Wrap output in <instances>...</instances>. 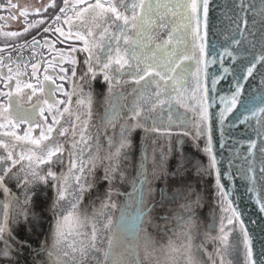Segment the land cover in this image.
<instances>
[{
    "label": "snow or ice",
    "instance_id": "6c2138e0",
    "mask_svg": "<svg viewBox=\"0 0 264 264\" xmlns=\"http://www.w3.org/2000/svg\"><path fill=\"white\" fill-rule=\"evenodd\" d=\"M8 2L11 7H18L16 4H11V0H8ZM210 2L211 0H105L102 3L101 0H95L94 3H89V0H74L70 9L69 0H63V6L59 8L60 14L55 15L53 23L61 21V14L71 10L73 15L63 18V24L68 26V30L65 31L60 26L54 29L51 26L43 29L45 33L54 31L59 34V37L66 40L75 39L83 42L80 51L87 53V59L84 61L87 65V72L80 77L81 80L89 74H91L92 79L97 75L93 67L94 60L99 65V71L103 73L104 81L109 83V92L112 91L114 76H123L127 73L136 85H141V81L144 82L139 90L133 89V93L138 94L134 95L132 106L126 115V121H131V123L126 122L120 125L117 140H113L111 136L107 137L110 151L105 159L108 161L109 166L105 168L103 179L109 181L110 185L117 179L122 180L124 178L120 161L126 159L130 154L132 131L136 128H143L146 132H159L160 129L157 127H147L148 123L155 125L161 119L158 115L154 120L153 113L159 111L162 114L165 108L171 109L172 105L176 104L184 108L186 112L192 113V117L195 119L190 117L185 123H193L196 126L197 136L204 134L205 129L207 130L208 146L204 148V151L211 157L209 168L216 169V183L223 189V185L220 184V170L216 168L217 159L211 147V116L208 112L209 105L206 103L209 89L207 84L203 83L200 78L202 70L199 65L201 60H196L198 67L195 73L190 72L189 68L185 66V61L194 60L197 52L201 53L202 57L208 55L207 37ZM241 3H243V0H241ZM261 5L262 12H264V0H261ZM78 6L80 7L77 11ZM0 7H3V5H0ZM56 7L55 0H50L49 4L43 8H36L34 13L31 14L40 15L47 12L49 8L56 9ZM21 15L25 17L24 22L26 24L22 31H2L0 29V35L5 38L20 37L45 23L44 19L29 22L27 17L30 13L27 8L21 11ZM11 18L16 19L15 16ZM0 19H3V17H0ZM244 23L246 24L247 21H244ZM113 26H115V31H111ZM73 28L76 29L75 32H73ZM165 35L166 39L163 38ZM56 42L63 41H51L45 38L41 42L33 37L30 42L26 41L25 44L20 45L21 49L25 46L31 48L33 58L40 57L36 60V63L30 64L31 77L37 80L35 85L25 83L21 87L20 78L28 77L26 72L21 71L20 57L17 58V61H12L11 53L8 54L7 59L11 63H16V68L13 69L11 66L5 65V57L0 56V68L7 67V74L0 72V78L8 81L9 84L13 80L15 81L14 90L0 92V96L7 97V103H0V128L10 126L15 129L20 124H27L28 131L23 136L17 135L15 131L5 132L3 135L12 138L13 146L20 141H26L33 146L27 154L22 151L19 153L18 158L14 159L12 150L9 149V143L0 139V148L7 150L6 155H0V164L11 161L7 167L0 168V189L5 193L10 192L5 184L6 178L21 181L24 185L32 182L47 184L49 178L62 180L56 189L55 204L63 201L62 211L66 210V212L56 222L52 245L55 251L44 249L49 258V264H87L88 261H92L93 264H159V261L153 262V256L156 253L170 258L165 264H202L201 261L196 259V254L201 253L207 256L211 264H216V261L212 260L213 254L208 253L203 244L196 245L193 242L189 226L193 223L194 213L190 206H183L186 208L187 219L182 215L175 217L178 226L185 229L180 233L183 236V242L179 245L176 241L169 239L167 245L157 247L156 238L144 227V218L149 216L152 210L151 207H144L145 197L152 191L151 182L148 178L149 164L151 163L152 174L156 175L157 166L162 169L167 162L163 153H153L150 157L147 147L144 148L142 156L138 160L137 175L134 181L135 191L139 194L140 209L135 217L128 221L124 219L122 213L121 228L123 232L121 235L117 236L114 232L112 236L108 237L106 247H98V244L104 243L101 233L110 229L113 224L111 217L107 216V210L115 208L117 205L112 202V193L109 190L107 199L101 202L100 210L94 212L92 217L81 215L77 211L84 200L85 193L91 191L92 188V185L86 182L85 168L87 166L89 170H92L96 167L91 156L95 149L88 143L93 137L86 136L89 121L92 117L91 99L89 94L87 119L82 122L80 131L77 133V123L75 122H81V114L71 111V97L75 93L74 91L66 92L62 83H56L57 79L60 81L68 79L66 75H59L55 70L57 58H59L60 64H63L68 58L66 54L61 53L54 47ZM235 43H239V41H235ZM11 47L13 45L5 43L0 48V53ZM40 48H47L49 53L55 52L56 55L52 56L51 59H46L42 53L37 52V49ZM76 50L75 47L71 48L72 52ZM225 52L229 56L232 55L227 48H225ZM253 61H250L251 66L245 69L247 76H252L256 63L264 61V55H261L258 59L253 57ZM215 62V58H213L211 63ZM71 63L75 66L77 61L73 58ZM207 63L208 61H205L203 65L205 80L207 78ZM42 64L46 65L43 69V81L38 76ZM23 67L26 69L29 64L25 62ZM49 69L53 70L52 74H48ZM67 71L68 69L64 67L59 69L60 73L66 74ZM223 71L228 72L229 69L224 68ZM76 75L75 67H73L71 76L76 77ZM190 77L194 79V84L189 89L187 82ZM219 79H223V77L214 76L212 78L213 88ZM127 82L124 81V83ZM150 85H155V90H151ZM46 87V98L41 99L38 96L36 102L29 107H25L21 103L24 88L31 90L29 96L31 101L32 96H37V93L43 96ZM197 91L203 93L200 98H197ZM242 91L243 87L238 83L236 90L232 92L230 97L220 98L221 103L225 105L219 114L221 123L241 103ZM57 92L66 95L68 97L67 101L58 99ZM185 92L188 93L187 99L195 100V104H189L185 101ZM76 103L82 105L85 101L78 99ZM61 105H63V108L60 107ZM121 108H123V105L110 104L105 109L104 122L111 125L113 129L116 127V122L121 118ZM46 112L48 115L45 114ZM249 112L251 116L264 114V106L249 109ZM184 115L185 113H181V117ZM38 118L44 122L43 127L37 122ZM248 118V116L244 117L245 120ZM49 119L51 123L48 122ZM141 119L144 121L143 124L140 123ZM257 123H261V120H257ZM69 125L71 126L72 139L69 141L70 151L68 155L70 159L67 174L63 175L62 178L58 177L57 173L52 171L51 168L41 174V165L62 163L61 157L65 152V147L58 141L59 137L69 134ZM57 126H59V129ZM33 127L41 128L39 138H32ZM184 134L188 135L189 133ZM77 135L79 139H76ZM45 141L48 143L44 144ZM80 145H84L89 149L87 165L83 159L85 148L80 147ZM250 145L255 148V141H250ZM261 151L264 152V149H261ZM23 161H27V165L22 166L18 172H13V168ZM185 163L189 162L184 158L176 161L178 168H183ZM260 171L264 172V167H261ZM162 174L161 172L160 175ZM29 176L32 178L31 181ZM221 194L225 197L228 196V193L223 191ZM31 195L29 190L25 197V205L32 203ZM159 195L162 201L167 199V193L164 190H160ZM173 198L175 197L173 196ZM227 203L228 208L225 211L231 213L226 217L227 224L233 225L234 218H239L240 213L232 206L231 200ZM9 207L10 205H3L4 223H0V240L4 239L6 232H10L7 227V210ZM260 209L264 211V202L260 203ZM21 215L27 219L28 213L22 212ZM149 223L154 222L149 221ZM239 223L246 240L247 264H258L257 260L253 259L252 241L248 238L247 230L243 227V221L240 220ZM219 231L221 235L213 239H218L222 248L226 251L230 247L228 237L231 230H225L224 219H221ZM18 243L21 248L29 247L26 241ZM13 252L12 245L5 243L3 247H0V259H3L5 264H12ZM215 255L219 259V264H225V258L220 254V249L216 250ZM177 256L182 257V259L177 260ZM259 264H264V253L261 254Z\"/></svg>",
    "mask_w": 264,
    "mask_h": 264
},
{
    "label": "water",
    "instance_id": "95a60500",
    "mask_svg": "<svg viewBox=\"0 0 264 264\" xmlns=\"http://www.w3.org/2000/svg\"><path fill=\"white\" fill-rule=\"evenodd\" d=\"M244 21L247 23L245 24ZM163 38L166 39V35ZM207 44L208 55L202 57V54L197 52L194 60L185 61V66L190 72L195 73L198 67L196 60H201L200 78L209 89L206 103L209 105L208 112L211 116V147L217 159L216 168L220 170V184L223 185V189L216 183L215 168H210L211 183L209 185L217 191L226 209L228 208L227 202L231 200L232 206L240 213L239 218H234V225L239 228L243 238V263L247 264L246 240L241 231L240 220L243 221V227L252 241L253 259H256L259 264L261 254L264 253V211L260 209V203L264 202V172L260 171L261 167H264V152L261 151L264 149V114L251 116L249 109L264 106V61L256 63L252 76H247L245 69L251 66L250 61H253V57L258 59L264 55V12H262L261 0H243V3L241 0H211ZM74 45L83 47L80 44ZM225 48L232 53L231 56L225 52ZM213 58H215V63H211ZM205 61H208L206 80L203 77ZM224 68H228L229 71L224 72ZM214 76H222L223 79H219L213 88L211 82ZM121 79L116 85L123 86L125 100L131 95L133 97L137 95L138 93H133V89L139 90L144 84L141 81V85H136L127 73ZM124 81L128 82L124 83ZM238 83L243 87L240 96L241 103L221 123L219 114L225 105L221 103L220 98L230 97ZM193 84L194 79L190 77L187 87L190 89ZM149 87L155 90V85ZM202 95L203 93L197 91V98ZM187 96L188 93L185 92V101L195 104V100H188ZM177 106L179 105L173 104L171 109L165 108L163 112L172 111ZM245 116L249 118L245 120ZM257 120H261V123H257ZM140 123L144 122L140 121ZM147 127L154 126L148 123ZM141 132L136 141L137 148L134 162L131 165L129 183L124 189H116L119 204L112 235L115 232L117 236H120L123 232L122 213L124 219L128 221L134 218L140 209L139 194L135 191L134 181L137 175L138 160L144 148L148 149L152 135L151 131L146 132L143 128ZM204 141V143L195 142L196 150L202 153L210 163L211 157L204 151V148L208 146L207 130ZM250 141H255V148L251 147ZM5 184L11 189L7 183ZM222 191L228 193V196L222 195ZM0 192L6 197L12 195L10 192L5 193L2 189ZM10 202L6 201L4 205H10ZM10 208L11 205L7 210V227L10 232H6L4 239L0 242L12 245L14 249L12 264H49V258L44 249L52 250L51 247H48L44 238L36 244L28 238L15 234L10 227ZM230 214L228 212V215ZM2 223H4V218ZM48 227L47 224L44 235ZM20 241H26L29 247H19L18 242ZM0 264H5V261L0 259Z\"/></svg>",
    "mask_w": 264,
    "mask_h": 264
},
{
    "label": "rangeland",
    "instance_id": "374dc122",
    "mask_svg": "<svg viewBox=\"0 0 264 264\" xmlns=\"http://www.w3.org/2000/svg\"><path fill=\"white\" fill-rule=\"evenodd\" d=\"M49 2H50V0H11V4H16L18 6V7L13 8L10 6L8 0H0V5H3V7H0V17H3V19H0V29H2V31H22L25 28L26 27V24L24 22L25 17L21 15V11L25 8H27V10L30 13V15L27 17V20L29 22L35 21L37 19H44L45 20L44 24L39 25V27H37V28L31 29L27 34L22 35L20 37L5 38L3 35H0V48H2L5 43L15 45L11 48L6 49L3 53H0V56L5 57V59H4L5 65H9L13 69L15 68L13 66V64L7 59L8 54L11 53V57H12V52L14 51L13 48L18 47V49H19V45L21 43H23L26 38H29L31 35L37 33L40 30V28H44V26L47 27L49 25L53 29L57 26H60V27H63L65 31L68 30V26L66 24H63V18L65 16H72L73 12L71 10H68L65 14H61L62 15L61 21H57V22L53 23V19H54L55 15L60 14L59 8L63 6V0H55L56 5H57L56 9L49 8L47 12L41 13L40 15L31 14V13H34V10L36 8H43L45 5L49 4ZM94 2H95V0H89V3H94ZM101 2L103 3V2H105V0H101ZM72 3H74V0H69L70 9H71ZM79 7L80 6H78L76 9L77 11L79 10ZM13 16H15L16 19H12L11 17H13ZM115 30H116L115 26H113L111 31H115ZM75 31H76V29L73 28V32H75ZM56 35L59 37L58 33H56ZM61 38H63V37H61ZM64 39L65 38H63L62 40H64ZM68 41L71 43H80L83 46L82 41H77L75 39L68 40ZM122 43L123 42L121 41V44ZM54 47L56 49H58L61 53L66 54L68 57L63 64H60L59 58H57L56 69H55L56 72L59 75H66L68 77V79H66L64 81H60L59 79H57L56 83L57 84L62 83L66 92H73L74 91V93H75L71 97V99H72L71 111L73 113H80L81 114V122H77V126H78L77 130L79 129V131H80V128L82 126V122L85 119H87L86 113L88 111V100H89V94H90L92 117H91V120L89 121L86 136L93 137V139L89 140L88 143L94 149H96L97 146H94V144H93L95 137L98 135L99 137H98L97 141H99L100 137L104 136L106 134V128H107L106 126H101L98 129L99 130V132H98V130H97L98 124L96 122L99 120V118H98L99 112L101 114L103 113V115H105L104 108H102V102H101L102 98L100 99V97H102L103 93L105 92L104 83H103L105 81L103 80L102 76L99 74H97L94 79L91 78V74H89L88 76H84L83 80L80 79V77L82 75H84V73H86V70H87L86 64L84 63V61L86 59L85 54L83 51H80L81 48L74 46L77 50L75 52H72L71 51L72 46L67 45V44L66 45L62 44L61 42L55 43ZM10 49H12V50H10ZM41 49H43L41 51V53L43 54V56L46 59H51L52 56L56 55L55 52L49 53L47 48H41ZM31 56H33V54ZM14 57H15V61H17V58H18L17 51H15ZM73 58L77 61L75 66H73L71 63V59H73ZM36 60H37V56L34 58V62H31V63H36ZM93 62L96 65L95 67L97 68L99 65H97L94 60H93ZM45 66L46 65H44V67ZM60 67H64V68L68 69L67 73L66 74L60 73L59 72ZM73 67H75V70H76V74H77L76 77L71 76ZM28 70H29V68L28 69H25L24 67L21 68V71H24V72H26ZM40 70L38 73L42 76V73H44V72H42ZM52 71L53 70L50 69V71H49L50 73H48V74H52ZM0 72L7 74V67L0 68ZM29 72H31V68H30ZM29 76H31V73L29 74ZM43 77H44V74H43ZM0 79H1L0 84L8 86V88L10 87L11 84H9L8 81H6L2 78H0ZM21 79H22L21 80V87H23V84H25V83H32L34 85L37 84L36 78L30 79L28 77L25 79L24 78H21ZM12 82L15 83L14 80ZM74 85H75V88H74ZM112 87H115V86H112ZM81 88H82V91H81ZM115 91H120V90L118 88H112V91L110 93H115ZM30 95H31V90L24 88L22 96H21V103L25 107H29L32 103H35L38 96L41 99L46 98L47 87L45 88V93L43 94V96H41L40 93H37V96H32V99L30 101L29 100ZM56 96L58 99H62L65 101H67V99H68V97L66 95H64L63 93H60V92H57ZM78 99H83L85 101V103L82 105H77L76 101ZM3 102L7 103L6 100H3ZM23 102H25V103H23ZM61 106H62L61 108H63V105H61ZM45 114L48 115L47 112ZM5 115H7V113H5ZM37 122L40 123L42 127L44 126V122L42 120H39V118L37 119ZM48 122L51 123V120L49 119ZM68 127L70 129L69 134L67 136H64V137H59L58 142L63 144V145L67 144V142L69 141V138L72 137L71 136V126L69 125ZM57 128L59 129V126H57ZM112 130H114V129L112 128ZM10 131H15L17 133V135L23 136L24 133L26 131H28V125L27 124H20L19 127L15 128V129H13L10 126L6 127V128H0V139H3L9 143V149L12 150L13 158L16 159V158H18V155L20 152L23 151L27 154L28 150L30 148H32L33 146L26 141H20V142L16 143L15 146H13L12 138L3 135L5 132H10ZM40 131H41V128L33 127V130L31 132L32 138H39ZM138 131H139V128H138ZM115 133H118V132H116V130H115ZM138 138H139V135H137L134 139H132V147L129 150L130 154L127 156L126 159H121V161H120L121 169L122 170L124 169V171H125L124 178L122 180L117 179L114 183L111 184V186H113V185L123 186L125 184V186H124V188H125L126 185L129 183L128 175L132 171L131 165L135 159L134 154H135V150L137 148L136 141L138 140ZM157 138H158V136L155 134V137H152L151 141H155V140H157ZM102 141H104L105 145H107L109 147V145L107 143V137H106V139H104ZM172 141L173 140H171V141L169 140V142L164 144V142H162V140H159L160 146H156L155 148H153L154 149L153 151L150 150L151 154L163 153L167 159V162L163 166L162 169L159 166H157V174L156 175L152 174V168H151V171L149 170V176H148L149 181L152 182V184L157 185L158 181L163 177H165V178L168 177L169 179H174L176 177L174 175L175 170L180 172V175H181L180 180L182 182V186H184L186 191H188V193H187L188 197L187 198L193 197L194 200H196L195 202H193V207H192L193 208L192 212L194 213L193 218H192L193 223L189 226L191 228V235H192L193 239L196 240V241L193 240L194 244H196V245H200V244L212 245V242L210 239H208V237L206 239H204L202 237V232H203V227H205L206 225H208L212 221L213 218H211V217L214 215L215 222L213 223L212 229H213V232L216 231V236L219 237V235H221V233L219 231L220 227L217 228L216 221L221 222V219H224L225 230L226 231H228L229 229L231 230L230 235L228 237V241H229V243H236L233 248H231V245H230V247L226 251L222 248V246L219 248L220 253L222 252V255L225 258V263L231 262V264H244L243 261L241 260L243 249H242V247H240V248L238 247V242H243L242 234H241L239 228H237L234 225V223H233V225L227 224L226 217L229 215H228V212L225 211L226 207L223 206L222 200L219 198L217 191L212 193L213 201L215 200V202L217 203L216 205L215 204L213 205V207H214L213 211L209 210V206H208L209 202H208L207 196H205L202 192H201V194H197L195 192L191 193V191H190V190H192V189L194 190V189H196L202 185L200 181H195L196 178L198 179L202 176L203 177H209L208 172H207L206 159L199 152H197L196 149L194 150L191 145H187V143L184 140L176 148L171 147ZM43 143L47 144L48 142L45 141ZM166 145L169 147V149L166 147ZM80 147L85 148L84 154H83V159L85 161V164L87 165V161L89 159V149L87 147H85L84 145H80ZM67 151H68V149H66V147H65V152L61 157L62 163H52V164L41 165L40 166L41 174H44V172H46L49 168H51V170L56 172L57 174L60 172L61 178L63 175H66L67 171H68V166H69V158H68ZM109 151L106 150L107 155L109 154ZM112 151H114V149H112ZM93 152H94V156H95L97 154L96 150ZM92 153H91V156H92ZM6 154H7V150L0 148V155H6ZM92 158L94 160L93 156H92ZM181 158L186 159V161H188L189 163H185L183 168H178L176 165V161L178 159H181ZM54 160H55V158H54ZM10 163H11V161H8L5 164H0V168L7 167L8 164H10ZM26 165H27V161H23V162H21V164H17L13 168V172H18L22 166H26ZM149 165H151V163ZM108 166H109V163L106 160V167H108ZM161 172L163 173L162 175H160ZM98 174L92 178L93 181L98 182ZM84 176L86 178H88V172H87L86 168H85ZM29 180L30 181L32 180L31 176H29ZM207 180H208V178H207ZM61 182H62V180L58 179V182L54 183V181L51 178H49V181L47 184L32 182V183H29L28 185H24L21 181H18L15 179H7V184L10 185L11 187H13L14 189H16V192H17V194L20 195V197H26V194L29 192V190L31 191V194H32L31 195L32 203L29 205H25V203H24L25 198L24 199H18L15 201V203L17 204L16 212L18 214L13 216V226L15 227V228H13V230H14V232H16L18 234L19 237L26 238L23 235V233L24 234H30V237H29L31 239L30 241L38 244V242L41 240V237L43 235V233L41 234V231L45 227L44 223L46 220H48V217H49L48 214L45 212L46 211L45 208H46V204H48L47 203L48 199L50 198V196L52 194V192H51L52 186L55 185V188L57 189V186ZM174 187H176V185L172 186V188H174ZM169 189H171V187ZM202 189L206 190V188H204V187ZM38 195H42L45 197L39 198ZM3 196L4 195L0 192V201L1 202H2ZM106 199H107V193H101V195H98L97 199H96L97 204H94V206L91 208L90 211L91 212L93 210H94V212L99 211L100 210L99 206H100L101 202L105 201ZM118 199H119V196L113 193L112 194V202H114L117 206L119 204ZM55 201H56V198L53 201L54 204H53V207H51V209L56 216H59L60 213H55V211L58 210L59 208L61 209V207H63V202H60L59 204H55ZM81 204H82V202H81ZM81 204L79 207L83 206ZM117 206L115 208H110L107 210V216L111 217L113 224H112L110 229H107L101 233V238L103 239L104 243L98 244V247H106V241H107L108 237L112 236L114 220H115L116 214H117V211H116ZM195 210H196V213H195ZM2 211H3V205L1 204L0 223H1V218H2V216H1ZM77 211H79L80 213H86V215L88 213L86 208H83V207L78 208ZM22 212L28 213L27 219H25L24 216L21 215ZM65 212H66V210L63 211L61 215L65 214ZM92 213L88 214V216L92 217ZM61 215L57 218L59 219L61 217ZM167 217L172 218V214L167 215ZM184 217H185V219L188 218L187 215H184ZM57 220L55 221L53 228L49 232V235H51V236H54V231H55L54 227L56 226ZM102 222H103V220H102ZM173 227L175 228V231L177 232L176 235L178 236V238H176L177 239L176 242L179 245V243L183 242V236L180 235V233L182 231H184L185 229L178 226L175 219H173ZM32 231H34L35 234L31 235ZM103 233H104V235H103ZM176 239L173 238V241H175ZM50 242H52V241H50ZM50 242L48 244L49 247H51V249L53 251H55V249L52 248L53 244ZM217 244L221 245V242L218 239H217ZM3 245H4L3 243H0V247H3ZM196 255H198V254H196ZM13 256L14 255H12V257ZM169 259L170 258L168 256L161 255L159 253H156L153 256V262L159 261V264H165V262L168 261ZM180 259H182V257L177 256V260H180ZM87 264H93V262L88 261ZM204 264H208L207 260L204 261Z\"/></svg>",
    "mask_w": 264,
    "mask_h": 264
},
{
    "label": "flooded vegetation",
    "instance_id": "af4514ba",
    "mask_svg": "<svg viewBox=\"0 0 264 264\" xmlns=\"http://www.w3.org/2000/svg\"><path fill=\"white\" fill-rule=\"evenodd\" d=\"M47 27H49V25ZM44 28H45V26H44ZM44 28H40V30L37 33L31 35L29 38H26L23 43L25 44L26 41L30 42L33 37H36L41 42H43V40L45 38H47L51 41H58V40L61 41L63 39L61 37H58L56 35V33H54L53 31L45 33L43 31ZM62 41H63V42H61L62 44H65V45L67 44V45H70L72 47H74V46L79 47V46L74 45V44H80V43H71L66 39H64ZM23 43H21L20 45H23ZM56 43H58V42H56ZM20 45H19V49H18V47L13 48L14 51L12 52V57H11L12 61H15L14 55H15V51H17L18 57L21 58V60L19 61L21 63V68L23 67V63L26 62L29 64L28 68L30 70V68H31L30 64H31V62H34V58H32L33 56H31L33 54V51L31 48H29L27 46H25L23 49H21ZM13 46H15V45H13ZM10 50H12V49H10ZM42 50L43 49H41V48L37 49V52L41 53ZM84 54H85V58L87 59V53L84 52ZM37 59H39V56H37ZM12 64L16 68V65H15L16 63H12ZM44 65L42 64V66L40 68L41 69L40 71H42V72H44L43 71ZM95 66L96 65L93 62V67L96 70L97 74L101 75L103 78V73H101L99 71V66L97 68ZM28 68H26V69H28ZM86 69H87V66H86ZM29 70L26 71V73H27V77H29L31 79L33 77L29 76V74L31 73V72H29ZM49 71H50V69H49ZM86 72H87V70H86ZM43 74L44 73H42V76H41L38 73L39 79L41 81H43L42 80ZM109 74L113 75L112 73H109ZM121 77L122 76H114V78L112 80V86H115L112 88H118L120 90V91H115V93L109 92V90H108L109 89V83L107 81L103 82L105 92L103 93L102 97H100V99L102 98L101 102H102V108H104V112H105V109H107L110 104H116L117 106L123 105V108L120 109L121 118L116 122V127L114 130H112L111 125H107L104 122L103 113L101 114L99 112V114H98L99 120L96 121L98 124L97 130L101 126H106L107 128H106V134L104 136H101L99 141H97V139L99 137L98 135L95 137V140L93 141L94 146H97V148L95 149L97 154L94 156V152L92 153V156L94 157L93 163L96 165V167L92 170H89L88 167L86 166V170L88 172V178H87L86 182L88 184H91L92 188H91V191L85 193L84 200L82 201V204H81L83 206H81V207L86 208V210L88 212L87 215L92 213V212H93L92 215L94 214V210L92 212L90 210L94 206V204H97L96 199H97L98 195H101V193H108L109 190H111L112 194L114 193L117 195L116 189H124V186H125V184L123 186H116V185L111 186L109 181H106L103 179L104 174H105V168H107L106 167V159H105V157H107L106 150L109 151L110 149L107 145H105L104 141H102V140L106 139V137H109V136H111L113 138V140H117L118 139L117 134L119 133L120 125H122L126 122L131 123V121H126V115L128 114L129 108H131V106H132L133 96L131 95V96L127 97L126 100L123 98V95L121 96V93L124 94L123 86L122 85H119V86L116 85L121 80ZM21 78H24V77H21ZM0 81H1V79H0ZM14 89H15V83L14 82H11V85L9 88H8V86L0 84V92H8V91L14 90ZM3 100L7 101V97L6 96H0V103H4ZM23 103H25V102H23ZM60 107H62V106H60ZM181 113H185V115L183 117H181ZM158 115L161 117V119L158 120L155 125H153V124L152 125L154 127L159 128L160 131L154 132L151 135V138H152V137H155V134H156L158 136V138L155 141H151V138H150V141H149L150 145L148 146V152H149L150 157L152 155L151 151L154 150L153 148H155L156 146H160L159 140H162V142H164V144L169 142V140L170 141L173 140L172 144H171L172 148H176L184 140L187 143V145H191L194 150L196 149L195 142H198V143L199 142L200 143L205 142L204 140H205L206 130H205L204 134L197 136L196 135V126L193 123H185V121H187L190 117H192L191 112H186V110L184 108L177 106V107H175L174 110L168 111V112L165 111L162 114L159 113V111L157 113H153V119L155 120ZM169 117H171V119H169ZM192 118L195 119L194 117H192ZM73 121L75 122L74 117H73ZM140 121L144 122L142 119ZM75 123H77V122H75ZM115 130L118 133H115ZM78 132H79V129L77 130V133ZM140 132H141V128H139V131H138V128H136L135 130L132 131L131 138L134 139L137 135L140 136V134L142 133V132L141 133ZM184 133H189V134L185 135ZM78 138L79 137L77 136L76 139H78ZM71 139H72V137L69 138V141ZM69 141L67 142V144L64 145L66 147V149H68L67 153L70 151ZM166 147L169 149V147L167 145H166ZM200 154L206 159L207 172H208L209 177H203L202 176L198 179L196 178L195 181H200L203 186L200 184L201 186H199L198 188H196L194 190L192 189L190 191H191V193L195 192L197 194H201V192H202L205 196H207L208 202H209L208 203L209 210L213 211V209H214L213 205L214 204L216 205L217 203L215 202V200L213 201V195H212V193L216 192V190L212 189L209 185L211 183V174H210V168H209L210 163H208L207 158L202 153H200ZM68 158L70 159L69 155H68ZM149 170L151 171V165H149ZM121 171H123V173L125 174L124 169L123 170L121 169ZM97 174H98V182L92 180V178L94 176H96ZM174 175L176 176L174 179H169L168 177L167 178H165V177L161 178L158 181L157 185H154L151 182L150 187H151L152 191L149 195H147L145 197V199H146L145 200V207L146 208L151 207L152 210H151L150 215L144 218V227L149 232H151L153 234V236L156 238L157 247H162V246L167 245L169 239L173 240V238H175V239L178 238V236L176 235L177 232L175 231V228L173 227V219H175V217L177 215H182V216L186 215V208L183 206L188 205L191 207V209H193L192 208L193 202L196 201V200H194L193 197L187 198L188 197V195H187L188 191H186L184 186H182V182L180 180V178H181L180 172L175 170ZM57 176L58 177L61 176L60 172L57 174ZM129 176H130V174L128 175V177ZM207 178H208V180H207ZM129 180H130V177L128 178V181ZM53 181H54V183L58 182V180H53ZM5 183H7V178L5 180ZM173 185H176V187L172 188ZM9 187H11V186L9 185ZM170 187H171V189H169ZM203 187L206 188V190H203L202 189ZM13 189L14 188L11 187L10 192H12L13 194L10 197L3 196L2 202L0 201V210H1V204L4 205L6 201H11L10 202L11 203L10 204L11 205V208H10V216H11L10 217V227L12 229L15 228L13 226V216L18 214L16 212L17 204L15 203V201L18 199H24L25 198V197H20V195L17 194L16 189H14V190ZM160 190H164L167 193V199L164 201L161 200V197L159 195ZM51 192H52V194H51L50 198L48 199V202H47L48 204H46V208H45V210H46L45 212L48 214L49 217H48V220H46L44 223V225H45L44 229H42V231H41V234L42 233L44 234L45 229L47 227V224L49 225V227L45 233V236H47L46 237L47 238V244H49L50 241H52L50 243L53 244L54 236L49 235V232L53 228L55 221L58 219L57 217H59L63 212L62 211L63 207H61V209L59 208L56 211L54 210L55 213H60L59 216H56L53 213L51 207H53V204H54L53 201L56 198L55 185L52 186ZM38 196H39V198L45 197L42 195H38ZM173 196L175 198H173ZM61 202H63V201H61ZM63 204H64V202H63ZM81 207H79V208H81ZM116 211H117V209H116ZM195 213H196V210H195ZM81 214L86 215V213H81ZM169 214L170 215L172 214L173 219L170 217L169 218L167 217V215H169ZM1 216H2V218H1V223H2L3 218H4L3 217V211H2ZM165 218H167V219H165ZM211 218H213L212 221L208 225L203 227L202 237L204 239H206L208 237V239L211 240L212 245H204V248H206L207 252L213 254L212 260H215L216 264H219V259L215 255V253H216V250L221 247V245L217 244V239H213L214 237H218V236H216V231L213 232V229H212L213 223L215 222L214 215ZM149 221H153L154 223L150 224ZM177 224H178V222H177ZM216 225H217V228H219L220 227V221H216ZM32 234H35L34 231L31 232V235ZM23 235L26 238L30 237V234H24L23 233ZM103 235H104V233H103ZM175 241H177V239ZM194 241H196V240H194ZM235 244L236 243H229V245H231V248H233ZM242 246H243V243L238 242V247L240 248ZM220 254L222 255V252ZM243 255H244V249H243L242 257H243ZM242 257H241V260H242ZM196 259L198 261H201L202 264H204V261H206V260H207L208 264H211V261L208 260L207 256L202 254V253L196 255ZM225 264H229V263L226 262Z\"/></svg>",
    "mask_w": 264,
    "mask_h": 264
},
{
    "label": "bare ground",
    "instance_id": "6f19581e",
    "mask_svg": "<svg viewBox=\"0 0 264 264\" xmlns=\"http://www.w3.org/2000/svg\"><path fill=\"white\" fill-rule=\"evenodd\" d=\"M47 236H45L44 234L42 235V237H41V240H42V238H44L45 239V241L47 242V238H46Z\"/></svg>",
    "mask_w": 264,
    "mask_h": 264
}]
</instances>
